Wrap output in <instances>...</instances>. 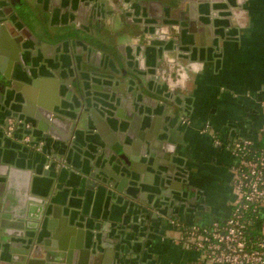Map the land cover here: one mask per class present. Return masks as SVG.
Wrapping results in <instances>:
<instances>
[{
    "label": "crops",
    "instance_id": "1",
    "mask_svg": "<svg viewBox=\"0 0 264 264\" xmlns=\"http://www.w3.org/2000/svg\"><path fill=\"white\" fill-rule=\"evenodd\" d=\"M2 2L19 19L10 13L1 18L9 41L1 43L0 31V123L10 106L34 124H42L44 105L52 101L53 110L75 113L69 132L74 140L62 143L40 128L32 131L51 155L49 161L61 153L75 168L51 169L44 175L43 154L35 148L26 153L13 142L4 145L0 138V207L7 203V208H17L27 185L29 195L47 197L44 210L53 197V206L72 216L74 224L100 234L102 243L109 239V264H204L196 250L178 243L172 222L207 227L225 220L239 164L231 144L263 137L264 0ZM87 4L99 10H89ZM24 6L33 11L31 16L20 14ZM155 18L167 22L170 39H160L161 34L146 31L140 23ZM141 32L145 34L140 38ZM160 42L171 46L169 58L176 45L185 58L186 70L170 77L178 84L175 95L154 79ZM14 52L22 59L19 65L11 58ZM104 61L110 69L107 64L97 68ZM8 67L10 77L4 75ZM78 73L85 83V89L75 87L79 102L64 86ZM133 76L141 82L137 100L147 113L137 130V146L136 97L131 93L136 83L129 87ZM181 116L189 122L181 125ZM206 125L211 133L204 131ZM17 136L22 138L23 132ZM119 138L132 155L133 148L142 152L136 171L125 173L110 154L108 148L120 153ZM95 171L113 173L105 179L118 187L117 196L96 193L95 176L100 174ZM182 171L187 173L183 182L178 174ZM260 219L258 235L264 234V208ZM0 236V248H7L5 236Z\"/></svg>",
    "mask_w": 264,
    "mask_h": 264
},
{
    "label": "water",
    "instance_id": "2",
    "mask_svg": "<svg viewBox=\"0 0 264 264\" xmlns=\"http://www.w3.org/2000/svg\"><path fill=\"white\" fill-rule=\"evenodd\" d=\"M25 8L26 7L24 6L20 10V14ZM9 13L13 14L14 18L19 19L16 13H12V8H9L8 11H6L7 15ZM140 23L144 24V29H146V31L147 29H150V32H154L155 35L161 34L160 39H164L166 37L164 35L169 32L167 22L162 19H145L140 21ZM153 24H156V26ZM0 31L2 39L1 43L5 45L4 42L6 40L9 41V38L1 20ZM93 52L96 53V51ZM11 58L15 61V65L21 63L22 59L19 61L15 52ZM159 68H161V66ZM0 71L3 72L2 68H0ZM123 71L124 70L122 69L121 72L123 73ZM8 72L9 67L6 72H4L6 77H10ZM114 72L118 73V70L114 69ZM12 77L13 76L11 75V78ZM135 81V77L133 76V79L129 81V87L133 86L136 83ZM33 83L36 84V79ZM78 84H80L79 89H85L84 78L80 73H78L77 79L66 82L64 86L68 88L69 93L79 102L80 95L78 96L75 92ZM17 85H19V83H17ZM53 103L55 102L52 101L47 105H44L46 111L40 116L41 121H43L42 124H34L33 122L28 121L22 115L23 113L17 111L13 106H10L13 109L5 111L4 121L0 123V138L3 140V144L10 145L11 142H13L14 145L12 146L16 149L24 150L26 153L31 151L32 143L26 145L22 142L21 138H18L17 136V132L20 130L22 131L21 126L23 123L28 124L33 130L35 128H40L45 133V136L52 135L57 141L66 143L70 136V130L74 128L73 120L75 119V113L67 115L57 110H53ZM8 118L20 121L11 135H7L5 131V123ZM44 122L47 125H45ZM58 127H61L62 129L59 131ZM33 130L26 128L24 132L28 135H32ZM62 143L61 146L64 147ZM118 143L121 146L120 153L108 148L110 154L117 157V162L119 163L118 166H120L121 170L125 173L136 171L135 163L137 162V159L135 148L132 150L134 153L132 155L127 148V145L124 144L120 138L118 139ZM35 149L37 152L43 154L44 164L42 167L44 175H47L51 169L70 171L71 167L75 168V166L67 159H65L66 166L60 168L55 164V161L48 160L51 159V155L44 152L40 146ZM59 155L62 156L61 153ZM57 159L58 158H56V160ZM112 171L116 172L113 168ZM95 173H98L101 176H95L97 181H99V184L95 186L96 193L100 190H104L108 194L117 196L116 191L118 190V187H116L114 182L109 181L107 178L105 179V176L110 177L113 173L110 172L109 174H105L100 173L99 171H95ZM131 175H133V173H131ZM92 185L94 186V183H92ZM26 186L27 185H25L23 190L22 201L18 204L17 208L15 206V209H9L6 207L7 203L6 205L4 204L3 207H0V233L5 236L2 240H7L8 242L7 248H0V264L1 261H6V264H109L105 257L111 252L112 245L109 239L105 238L102 243L101 238L99 237L100 234L91 231L87 226H81L79 223L74 224L71 220L72 216L71 218L70 216L68 217L57 205L53 206V197L49 200L46 209L44 210L43 206L47 197H39L33 194L29 195ZM126 202L127 201L124 200V203ZM129 204L131 205L130 202ZM150 208L153 207L150 206ZM43 210L44 214L42 215ZM81 219L82 218L80 217L79 220ZM4 251L7 253L2 254ZM8 252L12 254H9Z\"/></svg>",
    "mask_w": 264,
    "mask_h": 264
},
{
    "label": "built area",
    "instance_id": "3",
    "mask_svg": "<svg viewBox=\"0 0 264 264\" xmlns=\"http://www.w3.org/2000/svg\"><path fill=\"white\" fill-rule=\"evenodd\" d=\"M18 123V120L8 118L6 134L11 135ZM21 140L26 145L31 143L30 135L26 133ZM253 143L244 139L233 145L239 164L233 174L229 216L207 227L178 229L177 241L187 249L196 250L204 264H264V234L254 239L248 237L247 220L243 217L245 210L256 212V224L259 225L260 212L264 208V148L252 151Z\"/></svg>",
    "mask_w": 264,
    "mask_h": 264
},
{
    "label": "flooded vegetation",
    "instance_id": "4",
    "mask_svg": "<svg viewBox=\"0 0 264 264\" xmlns=\"http://www.w3.org/2000/svg\"><path fill=\"white\" fill-rule=\"evenodd\" d=\"M87 7H88V9L89 10H93V7L96 9V10H99V7L95 4V5H92V4H87ZM112 7V6H111ZM115 6H113L112 7V9L113 10H115ZM8 9H9V7L7 6V4L6 3H4V2H2V3H0V20H1V18L2 17H6L7 16V14H6V11H8ZM94 9V10H95ZM32 10H30L28 7H26L25 8V10H24V12H22V13H25V15H27V16H31L32 15ZM121 15H124L123 13L121 14ZM10 16V15H9ZM123 17V16H122ZM121 17V18H122ZM155 20H158L157 18H155ZM2 21V20H1ZM2 23H3V21H2ZM110 25V24H109ZM153 25H155L156 26V24H153ZM110 27V26H109ZM124 33V32H123ZM150 33V32H149ZM122 34V33H121ZM142 34H145V32L143 33V32H141V34H139V36L140 35H142ZM146 34H148V33H146ZM170 34V33H169ZM169 34H166V35H164V36H168ZM148 35H151V34H148ZM154 34H152L151 35V37H150V39H154ZM146 37V36H145ZM140 38H141V36H140ZM168 38V37H167ZM171 38H172V36H171ZM169 39H170V35H169ZM173 39V38H172ZM166 42H168L167 40H166ZM149 44H151V43H149ZM165 44L166 43H157V46H158V48H161V53H160V56H159V59L158 60H156V65H157V67H156V69H155V72H154V79H155V81L158 83V82H161V84L163 85V84H165V87H166V90L167 91H173V93L174 92H177V87H178V84L177 85H174V83L172 82L171 83V75L173 76L174 74H178L179 72H183V71H185L186 70V68H185V66H184V64H183V62H185V58H184V56L183 55H180L179 54V49H178V46L176 45V46H174V47H172V49L171 50H173L174 51V56H173V58H169L170 57V55H169V53H168V50L170 49V47H165ZM106 64H107V68L108 69H110L109 68V63L107 62V61H104V63L102 64V65H99V67L97 66V68H105L106 67ZM161 66V68H159ZM98 71H96V73L97 72H99L100 70L99 69H97ZM128 73H129V70L127 71ZM103 73H104V71H103ZM126 76V78H128V75H125ZM178 79H179V76L177 77ZM176 78V79H177ZM182 78V77H181ZM135 87H133L134 89H131V93H133V96H132V99L134 98L135 99V97H136V140H134V142H136V146L138 145V143H140V140H139V133L137 134V130L138 131H140L141 130V125L143 124V122L146 120V116H147V113H146V107H145V105H144V103H141V101H139V100H137L138 99V95H140L141 94V92H142V90H141V82L140 81H138V80H136V84L134 85ZM135 95V96H134ZM174 95H175V93H174ZM140 106H142L143 107V113H141V115L139 116V111H140ZM80 108V110L82 109V106H80L79 107ZM78 108V109H79ZM139 117H141L142 118V121H141V118L139 119ZM138 119H139V121H138ZM140 122H141V124H140ZM189 122V120L184 116V117H180V123H181V125H183V124H186V123H188ZM19 123H20V121H19ZM18 123V124H19ZM21 128H22V132H23V135H24V130L27 128V129H31V130H33V128H31L28 124H26V123H23V125L21 126ZM146 131V130H145ZM204 131H207V132H209V133H211L210 131H211V128H210V126L209 125H206L205 127H204ZM141 133H145V132H143V131H141ZM71 135V134H70ZM70 137V136H69ZM72 137V138H71ZM70 137V139H74V136H71ZM30 138H31V143H32V148H36V147H41V148H43V142L42 141H36L35 139H34V137L32 136V135H30ZM213 139H214V143L217 145V146H221L222 144H221V142H220V138L218 139V137L214 134L213 135ZM237 141H239V140H237ZM236 141H234L232 144H231V150H232V152H233V145H234V143H235ZM141 144V143H140ZM138 152V151H137ZM234 153V152H233ZM235 154V153H234ZM140 155H142V152H139V153H136V159L138 158V157H140ZM55 163H56V165L57 166H59L60 168L61 167H64V166H66V163H65V157L62 155V156H60L59 155V157H58V159L57 160H55ZM178 174H179V177L182 179L181 181L183 182V179H186L187 178V173L186 172H184V171H182V172H178ZM172 224L175 226V228H176V230H177V233H178V229H179V227H181V228H183V227H188V228H190L191 227V225L190 226H184V225H182V224H179V223H177V222H172ZM1 234V233H0ZM2 235V234H1ZM0 238H1V236H0ZM178 238H179V236H178ZM178 238H177V240H178ZM179 244H181V242H178ZM182 246H183V244H181ZM11 254V253H10ZM7 262L6 261H1V264H6Z\"/></svg>",
    "mask_w": 264,
    "mask_h": 264
},
{
    "label": "trees",
    "instance_id": "5",
    "mask_svg": "<svg viewBox=\"0 0 264 264\" xmlns=\"http://www.w3.org/2000/svg\"><path fill=\"white\" fill-rule=\"evenodd\" d=\"M253 142H254L253 146L250 147V150L257 151V149L264 148V131H263V137L258 141H253ZM256 216H257L256 212H253L251 210H245L243 212V217L247 220L246 226H247L248 237H251L252 239H254L258 235L257 224H256V221L258 219Z\"/></svg>",
    "mask_w": 264,
    "mask_h": 264
},
{
    "label": "rangeland",
    "instance_id": "6",
    "mask_svg": "<svg viewBox=\"0 0 264 264\" xmlns=\"http://www.w3.org/2000/svg\"><path fill=\"white\" fill-rule=\"evenodd\" d=\"M204 10V9H203Z\"/></svg>",
    "mask_w": 264,
    "mask_h": 264
}]
</instances>
